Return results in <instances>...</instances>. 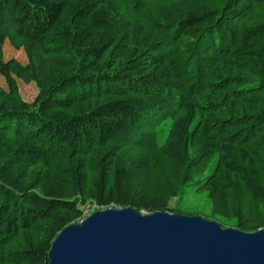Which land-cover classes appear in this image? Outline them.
Returning a JSON list of instances; mask_svg holds the SVG:
<instances>
[{
  "label": "trees",
  "instance_id": "1",
  "mask_svg": "<svg viewBox=\"0 0 264 264\" xmlns=\"http://www.w3.org/2000/svg\"><path fill=\"white\" fill-rule=\"evenodd\" d=\"M0 75V264H48L87 202L199 215L189 187L264 227V0H0Z\"/></svg>",
  "mask_w": 264,
  "mask_h": 264
},
{
  "label": "water",
  "instance_id": "2",
  "mask_svg": "<svg viewBox=\"0 0 264 264\" xmlns=\"http://www.w3.org/2000/svg\"><path fill=\"white\" fill-rule=\"evenodd\" d=\"M48 264H264V227H222L199 215L99 209L64 227Z\"/></svg>",
  "mask_w": 264,
  "mask_h": 264
},
{
  "label": "rangeland",
  "instance_id": "3",
  "mask_svg": "<svg viewBox=\"0 0 264 264\" xmlns=\"http://www.w3.org/2000/svg\"><path fill=\"white\" fill-rule=\"evenodd\" d=\"M3 54L5 60H11L17 62L19 65L24 66L27 64L28 59L25 55V52L23 51L22 47L16 48L9 40H6L3 45ZM18 84V92L20 96L25 101H32L36 94H37V87L34 84V82L31 83H25L23 80L17 79ZM0 87H3L6 89V83L2 75H0ZM163 141V138H159V142L161 143ZM163 161V160H162ZM161 165V172L167 171L171 168L170 165L165 163ZM210 171L208 170L206 175H208ZM91 185V176H88L87 186L85 188H89ZM190 191H184L183 194H180L176 198H172L170 202V207H174L175 205L180 208L188 207L193 209L194 212L198 213L199 216H208L211 214V205L207 198L205 191H194L193 188H188ZM81 206V205H80ZM93 206L87 202V204H83L82 212H88L91 210ZM218 217V216H216ZM207 220H213L215 222H218L214 219H208ZM222 226V225H221ZM222 227H230V226H222ZM235 228V227H230Z\"/></svg>",
  "mask_w": 264,
  "mask_h": 264
},
{
  "label": "built area",
  "instance_id": "4",
  "mask_svg": "<svg viewBox=\"0 0 264 264\" xmlns=\"http://www.w3.org/2000/svg\"><path fill=\"white\" fill-rule=\"evenodd\" d=\"M93 206V205H92ZM96 210H99L96 208V206H93V208L91 210H89L88 212H83L82 216H83V219L88 216L90 213L96 211Z\"/></svg>",
  "mask_w": 264,
  "mask_h": 264
}]
</instances>
